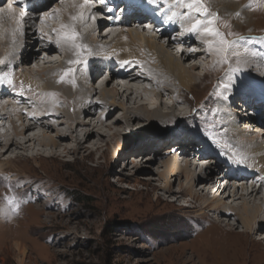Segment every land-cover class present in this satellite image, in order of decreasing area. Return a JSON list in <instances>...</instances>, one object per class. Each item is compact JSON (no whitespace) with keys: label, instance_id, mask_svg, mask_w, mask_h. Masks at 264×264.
I'll return each mask as SVG.
<instances>
[{"label":"bare ground","instance_id":"bare-ground-1","mask_svg":"<svg viewBox=\"0 0 264 264\" xmlns=\"http://www.w3.org/2000/svg\"><path fill=\"white\" fill-rule=\"evenodd\" d=\"M7 2L0 0V147L2 156L18 149L7 163L14 159L29 165L31 158L46 163V158L95 153L100 159L108 154L109 145L120 134L119 125L133 129L136 122L143 121L147 125L141 131L147 129L146 134H153L176 119L186 120L190 113L181 107L183 98L201 85L207 73H214L211 88L218 97L216 109L213 108L218 115L208 121L203 112V131L174 126L171 130L176 134L139 141L136 148L138 152L151 153L166 144L164 152L170 156L158 164L162 168L158 176L171 194L176 191L171 187V176L184 178L186 185L179 181L181 195L176 200L186 193L196 199L203 195L200 208L210 206L216 210L218 223L221 220L228 224L225 218L234 215L242 220L238 230L245 232L255 226L253 233L264 235V129L256 135L249 133L252 123L246 121V108L239 107L233 113L235 110L226 106L227 102H244L259 110L249 98L264 99V47L257 40L238 38L223 55L214 50L215 44L210 51L205 42L218 41L219 37L206 33L204 24L196 32L187 31L196 20H206V16L176 0H144L143 4L142 0H116L115 6L123 5L127 11L123 16L120 13L122 25L114 23L119 10L109 3L32 0L11 4L10 9V4L4 7ZM205 3L218 15L211 27L221 33L222 19L232 18L237 28L253 21L252 10H241L236 0ZM20 5L22 11L17 8ZM101 11H111L113 16L101 18ZM237 11L241 13L236 15ZM21 13L26 16L21 18ZM92 16L97 19L93 21ZM146 19L160 33L147 35L159 44L134 32L139 26L143 31L148 28ZM72 30L78 34L75 43L86 46L79 55L70 44L55 42L59 33ZM176 30L182 35L178 40L173 37ZM177 53L179 60L175 58ZM76 60L80 63H69ZM68 69L72 71L65 75ZM238 94L236 102L234 95ZM253 121L254 125L259 124L256 127L264 125L260 113ZM219 122L223 123L222 128ZM51 130L55 134L50 135ZM116 142L123 149L122 143ZM211 142L215 144L212 148L222 153L214 163L209 162L214 156L203 157ZM194 145H201L198 149L202 147L203 151H190ZM5 164H1L0 174ZM215 164H221L218 173L213 171ZM200 184L201 191H197ZM214 188L227 191V196L210 195ZM229 197L242 203L228 202ZM235 237L234 241L239 242L243 235Z\"/></svg>","mask_w":264,"mask_h":264},{"label":"rangeland","instance_id":"rangeland-1","mask_svg":"<svg viewBox=\"0 0 264 264\" xmlns=\"http://www.w3.org/2000/svg\"><path fill=\"white\" fill-rule=\"evenodd\" d=\"M236 2L241 10H252L253 13L249 12L253 21L249 26L237 28L232 18L222 19V34L232 41L257 40L264 47V3L259 0ZM145 6L148 5L145 3ZM130 28L128 30H132ZM142 29L139 26L134 32L159 44L148 36L152 32L150 28L145 32ZM177 54L175 58L179 60ZM213 74L207 73L201 85L183 98L181 107L190 113L186 120L176 119L153 134H146L147 129L141 131L147 125L143 121L136 122L133 129L119 125L120 134L109 145L108 154L100 159L99 153H95L68 155L65 159L46 158V163L31 158L29 165L14 159L7 163L18 149L2 156L0 147V166L6 163L0 174V264H264V235L253 233L255 226L252 230L245 227V232L238 230L242 220L234 215L225 218L228 224L221 220L218 223L220 216L216 210L212 211L210 206L200 208L205 200L201 198L203 195L196 199L186 193L176 200L181 195L179 181L186 185L184 178L171 176L169 181L176 191L168 193L165 182L158 176L162 170L158 164L170 156L164 152L166 144L151 153L138 152L136 148L139 141L176 134L171 130L174 126L203 131L200 117L205 113L208 121H212L213 115H218L214 110L218 97L211 88ZM234 98L237 102L240 94ZM227 105L235 110L233 113L240 107L230 102ZM252 119L246 120L252 123L248 126L249 133H262L263 128L256 127L259 124L254 125ZM219 125L222 128L223 123ZM66 141L69 140L66 138ZM116 141L122 143L123 149ZM210 145V151L203 157L214 155L211 149L215 144ZM196 147L189 150L198 152ZM215 165L213 171L218 173L221 164ZM197 188L201 191V184ZM212 191L210 195L223 197L228 193L221 188ZM231 201L242 203L240 199L233 201L229 197L228 202ZM240 234L243 235L241 242L234 241Z\"/></svg>","mask_w":264,"mask_h":264},{"label":"snow or ice","instance_id":"snow-or-ice-1","mask_svg":"<svg viewBox=\"0 0 264 264\" xmlns=\"http://www.w3.org/2000/svg\"><path fill=\"white\" fill-rule=\"evenodd\" d=\"M13 2L23 3L24 0H13ZM177 3L181 4L182 6L187 7L189 10H194L196 13H202L206 16V20H196L195 23L192 24V26L187 29L188 32H196L200 25L204 24V31L206 33H210L213 36L219 37L218 41H206V45L210 51L214 49L215 44V51L221 55L225 54L228 50V47L235 43V41H229L227 40L224 35L216 28L211 27V25L214 24V22L218 19V15L215 12L210 11V9L206 6L205 0H176ZM259 2L264 3V0H259ZM9 8L11 9V4L9 5ZM26 16V13H21V18ZM97 18L95 16H92V20L95 21ZM77 33L72 31H65L62 33H59L57 35L56 44L60 45L61 41L70 44L73 48L77 49V55L80 54L79 50L83 47L79 44H76L75 41L77 39ZM69 63H80L79 60L76 61H69ZM72 69H68L65 75H67L68 72H71ZM5 77L8 76V73L5 72L3 74ZM64 77H61V80H63ZM11 83V81H9ZM74 83V81H73ZM231 86V85H229ZM22 91V89H21ZM9 203L11 204L12 201L9 200Z\"/></svg>","mask_w":264,"mask_h":264},{"label":"trees","instance_id":"trees-1","mask_svg":"<svg viewBox=\"0 0 264 264\" xmlns=\"http://www.w3.org/2000/svg\"><path fill=\"white\" fill-rule=\"evenodd\" d=\"M253 119H254V118H253ZM253 119H252V120H253Z\"/></svg>","mask_w":264,"mask_h":264}]
</instances>
